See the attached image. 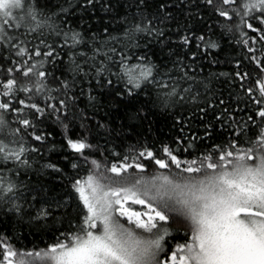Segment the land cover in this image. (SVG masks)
I'll use <instances>...</instances> for the list:
<instances>
[{
  "label": "snow or ice",
  "instance_id": "6c2138e0",
  "mask_svg": "<svg viewBox=\"0 0 264 264\" xmlns=\"http://www.w3.org/2000/svg\"><path fill=\"white\" fill-rule=\"evenodd\" d=\"M65 3L0 0V207L38 232L67 222L32 250L0 234V264H264V0ZM201 10L219 31L194 27ZM97 11L119 24L117 34L103 26V43L89 32ZM237 34L243 55L221 59ZM213 65L231 70L205 72ZM188 103L191 115L176 114ZM153 108L171 110L177 129L158 148L94 142L98 129L112 141L140 136L135 122ZM105 109L123 112L120 123L97 120ZM42 148L49 158L35 170L67 179L73 218L54 188L19 179ZM81 162L90 166L77 178Z\"/></svg>",
  "mask_w": 264,
  "mask_h": 264
},
{
  "label": "trees",
  "instance_id": "16d2710c",
  "mask_svg": "<svg viewBox=\"0 0 264 264\" xmlns=\"http://www.w3.org/2000/svg\"><path fill=\"white\" fill-rule=\"evenodd\" d=\"M43 3L44 0H41ZM73 3L76 2V0H72ZM50 5L52 6L53 10H57L56 8L57 4H63L65 7H68V5L65 3V0H49ZM132 11H135V9H131ZM188 9H184L183 11L176 10L175 15L177 17V20L180 22H184L185 17L187 15ZM191 11L195 14L197 9L192 8ZM123 14V13H122ZM201 15H203L204 20L200 21L199 16H196L194 20L190 21L193 23L195 28H203L205 23L208 25H212L217 31H219V25L216 23L217 17L212 15L210 13V10L206 13L204 10H201ZM81 15V11L79 9L76 10V12L73 15H70L67 17V19L70 22H74L73 26L79 25L80 21L77 19L78 16ZM103 17V19H101ZM64 18L63 15L61 17ZM59 22V21H57ZM89 24L92 25L91 29H89V32H96L97 33V39L99 42L103 43V41L106 39V35L103 33V26L105 24L108 25L110 31H113V34H117L115 29L119 28V24L116 21H112L109 16L106 14L97 11L93 17L88 21ZM173 28L175 27V24L171 25ZM85 28L88 27L87 24L84 25ZM239 38L238 34L236 36H225L224 41H222V44H225L226 41L232 40V46L228 47L227 44H225L226 51L224 54H221V59L224 58L225 54H232L236 56L237 58H240V56L243 55V52L245 51L242 46L236 45L234 43L235 39ZM27 39H33V37H28ZM49 42L52 40H55L56 37H48ZM35 42L38 43V40ZM191 70V69H190ZM231 66L230 65H213L211 68L206 67L205 72L208 71H230ZM199 69L196 68L195 72L199 73ZM113 79H115L113 77ZM221 87H223L221 85ZM226 95V93H225ZM141 99H144V96H141ZM235 103V101H233ZM243 107V105H240ZM195 110V105L192 103H188L185 105L184 108H177L176 114L183 113L185 115H191L192 112ZM108 110L105 109L103 111H100L97 113L96 119L100 120L101 123H107L109 126H111V122L113 120L116 121L117 124L120 123V120L123 117V112H120L117 115H106L105 113ZM115 109L112 110L113 113H115ZM147 111V110H146ZM173 121L174 116L171 112H164L161 109L153 108L152 112L149 113L148 119L144 121L142 124L140 122H135L138 124V131L141 133L140 136H136L133 134L131 138L125 139L123 141L115 140L112 141L110 137H105L103 132V129H98L93 133V136L95 137L94 142H99V144L102 147H106L108 149H112L115 145V150L121 152L122 154L126 152L129 148V146L136 144L137 141H140L141 143H148L150 145L155 144L156 147H159L158 141L164 140L165 142H168L171 140L172 137L177 135V129L173 127ZM16 125H13L15 127ZM193 127H195V121L193 122ZM49 131L53 132V136L50 137V139H55L59 141L61 139V136L59 133L61 132V129L58 128L54 123L49 122ZM127 131V130H126ZM105 139H108L110 142L108 144H105ZM174 146V145H173ZM42 152L44 154L45 159H40V156L37 154H33L36 160L39 161V163L34 164L33 169L29 170L27 175H24L23 173L20 176V180H23L25 184H28L30 187L36 188L39 190L41 186L44 189H53L52 192L53 195L58 194V198L63 197L65 200H68V205L66 209H62L61 212L67 217V218H73L76 216V204L73 200L69 199L68 193L71 192L70 185L67 181V179H61L56 174L50 173V170L48 173L41 174L40 172H37L35 169L39 168L40 165L46 162V160L49 158V153H47L43 148ZM93 158L102 159L100 156H94ZM114 158L110 157V160ZM82 167L79 169V176L84 177L87 175V169L90 165H83V162H81ZM151 168L149 171L151 172ZM69 175L75 176L76 172L71 170L70 168L67 170ZM23 187V186H22ZM34 194V193H33ZM27 195V192H26ZM23 202V201H21ZM27 205H25L26 207ZM67 227V222L63 225L56 224L52 229H45L44 231L38 232L34 228L27 225L26 222H20L18 223L17 217L14 213L6 212V209L0 207V234L7 233L9 237L12 238V243L17 247V249L20 250H32L35 247L42 248L45 246L46 243H50L54 240V235L58 234L55 233V228H60L63 230V228Z\"/></svg>",
  "mask_w": 264,
  "mask_h": 264
}]
</instances>
